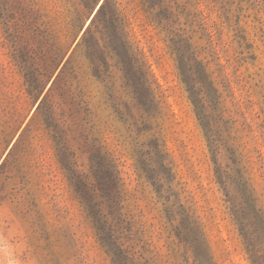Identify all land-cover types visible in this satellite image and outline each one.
<instances>
[{"label":"rangeland","instance_id":"rangeland-1","mask_svg":"<svg viewBox=\"0 0 264 264\" xmlns=\"http://www.w3.org/2000/svg\"><path fill=\"white\" fill-rule=\"evenodd\" d=\"M97 1L0 0V264H264V0Z\"/></svg>","mask_w":264,"mask_h":264},{"label":"trees","instance_id":"trees-1","mask_svg":"<svg viewBox=\"0 0 264 264\" xmlns=\"http://www.w3.org/2000/svg\"><path fill=\"white\" fill-rule=\"evenodd\" d=\"M86 2L87 5L91 4V2L93 1H97V0H84ZM147 2H149L152 5L155 4H160L162 1L161 0H146ZM110 0H104L103 4H100V7L98 8V11L96 13V15L94 16V18L92 19L90 25H89V29H88V34L89 37L91 39V41L95 42V51L96 53L100 50L103 51V47L100 44V41L98 39H96L95 36L91 35V31H92V26L97 23V19H103L104 18V22L106 24L111 25L106 26V29L110 30V32L107 33V38L110 39V47L114 50V52L117 55H122L124 54L127 57H129V54H131V52L129 51V47L130 44L128 42V40L119 32V27H117L116 23V19H115V14L116 11L118 10L117 7H114L111 11V13L108 15L107 14V6L109 4ZM96 3L99 4V2L97 1ZM107 18V19H106ZM103 34V33H102ZM106 35V34H104ZM107 45V43H105ZM89 46H92V43ZM101 51V52H102ZM103 53V52H102ZM131 58H129L130 60ZM186 66V65H185ZM188 69H183L184 72H187ZM138 72H136L135 74H137ZM192 76V75H191ZM140 79H138L137 81V85ZM189 80V79H187ZM193 84L190 89L193 90V92H195V88H199V83L196 79H194L193 77L191 78V80L187 81ZM36 84H34V87L36 88ZM137 94H139V96H142L141 99H144V102H148L151 101V97L150 95H146L143 96L141 93V91L137 88ZM149 92V90H148ZM196 102H197V106L202 107V103L200 104L199 100L197 99V97H195ZM194 102V101H193ZM48 117V116H47ZM49 126H53L55 127L52 123L47 122ZM91 167L94 173V177L96 182L94 183V186H88L87 183L83 182V181H77L78 184V188L80 189V191H86L87 193V197H85V201L86 204L88 205L89 209H91V214L95 217L96 221L98 222L99 228H103L105 230V228L107 229L108 233L110 234V236H112V234H116V232H119V229L117 227V225L114 223L113 220H110L108 215L106 213H104L103 208L105 210L108 209V212L110 216L114 217H119L121 214V199H120V189H119V181L121 180V177L117 174L120 173V171H117V166L115 164H113V161L109 162L107 160V158L105 156L99 155V154H93L91 156ZM76 180V178H75ZM88 189H87V188ZM97 206V207H96ZM103 207V208H102ZM97 208V209H96ZM106 231V232H107ZM107 233V234H108ZM107 236V235H106ZM105 236V237H106Z\"/></svg>","mask_w":264,"mask_h":264},{"label":"snow or ice","instance_id":"snow-or-ice-1","mask_svg":"<svg viewBox=\"0 0 264 264\" xmlns=\"http://www.w3.org/2000/svg\"><path fill=\"white\" fill-rule=\"evenodd\" d=\"M98 2H99L100 4H103V0H98Z\"/></svg>","mask_w":264,"mask_h":264}]
</instances>
